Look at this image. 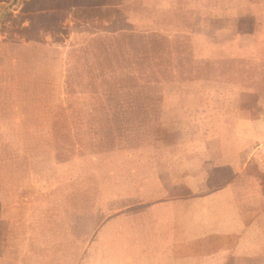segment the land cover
I'll use <instances>...</instances> for the list:
<instances>
[{
  "label": "rangeland",
  "instance_id": "1",
  "mask_svg": "<svg viewBox=\"0 0 264 264\" xmlns=\"http://www.w3.org/2000/svg\"><path fill=\"white\" fill-rule=\"evenodd\" d=\"M69 1L0 0V264H126L134 230L118 211L136 184L100 155L264 121L246 89L264 78L237 45L252 24H229L231 9L213 23L195 0Z\"/></svg>",
  "mask_w": 264,
  "mask_h": 264
},
{
  "label": "crops",
  "instance_id": "2",
  "mask_svg": "<svg viewBox=\"0 0 264 264\" xmlns=\"http://www.w3.org/2000/svg\"><path fill=\"white\" fill-rule=\"evenodd\" d=\"M77 3L70 0L65 8ZM104 5V0H89V6ZM230 9L229 24H252L245 42L237 45L251 50L246 75L259 81L264 78V0L224 6L195 0L192 5V12L214 11L213 23L217 12ZM101 19H89V24H120ZM235 34L245 36L242 30ZM247 87L261 93L258 104L264 108V85ZM252 118H235L224 134H181L184 141L195 142L185 148L150 144L100 155L101 163L120 160L124 179L136 184L135 200H125L126 207L118 211V218L127 220L125 230H134L136 250L126 264H264V121ZM127 210L133 212L122 213Z\"/></svg>",
  "mask_w": 264,
  "mask_h": 264
}]
</instances>
